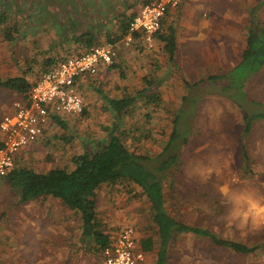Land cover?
<instances>
[{
    "label": "rangeland",
    "instance_id": "rangeland-1",
    "mask_svg": "<svg viewBox=\"0 0 264 264\" xmlns=\"http://www.w3.org/2000/svg\"><path fill=\"white\" fill-rule=\"evenodd\" d=\"M9 1L12 10L6 13V25L0 28V79L11 73L13 61L16 70H23L25 65L19 62L27 59L24 39L26 28V34L36 31L41 21L48 19L50 25L54 22L56 31L65 33L71 29L69 24L67 27L59 24V15L64 16L62 11L57 13L54 9L45 8L38 3L39 0ZM222 1L226 11H248L249 7L258 5L256 11L260 15L256 18L264 26V0ZM50 25L46 27L50 29ZM4 27L15 30L9 32L10 39L4 36L7 29ZM131 46L134 50L144 47L139 41ZM133 80L125 86L129 90L124 94H133L137 90L140 83ZM98 85H90L85 90L86 107L83 114L65 118L66 128L51 125L50 134H47L51 129L49 127L35 148L25 150L18 156L17 164L41 172L55 167L71 169V157L83 151L84 142L102 138L113 121L102 95L117 97L116 92L120 91L121 86L110 84L109 88L107 83ZM206 85L199 84L191 89L197 93L204 88L211 94H217L211 95L204 107V103L195 105L188 102L181 107L179 96L174 94L161 96L158 105L151 102L144 105L141 100L136 102L131 114L123 119V126L129 132L127 145L136 152L150 156L160 153L171 132L172 119L178 113L179 129L184 132L187 130V141L181 142L176 149L178 161L164 179L166 211L177 220L208 228L219 237L246 244L262 243L264 121H257L250 132L244 135L241 122L231 120L233 110L234 114L239 112L228 94L231 89L226 86L225 94L221 95L220 83H210L209 88H205ZM245 86L248 99L264 103V65L247 80ZM0 91L2 100L12 99L15 95L2 86ZM198 106H201L199 110L189 113ZM5 108L1 107V114ZM198 118L202 120L198 121ZM230 124L231 127L226 129ZM242 138L249 157L247 167L242 153ZM118 185L122 186L104 185L97 191L96 214L99 215L100 231L109 234L119 229L118 224L112 225L105 219L114 217L116 212L120 213L118 206L120 202H125L127 210L123 212V219L133 224L140 236L149 234L156 239L149 205L140 189L127 182ZM0 200L7 202L5 211L0 214V264H97L98 251L83 245L80 239L66 245V236L76 239L81 221L78 213L60 201L47 197L32 202V206L31 203L26 206L16 201V194L8 189L3 177H0ZM41 205L44 213L39 215L35 210L42 209ZM27 207H31L32 215L28 214ZM156 250L155 242L153 249L147 251L148 260L145 264L155 260ZM168 256L169 264H264V246L252 253L241 254L214 245L205 237L180 234L172 242Z\"/></svg>",
    "mask_w": 264,
    "mask_h": 264
},
{
    "label": "crops",
    "instance_id": "crops-1",
    "mask_svg": "<svg viewBox=\"0 0 264 264\" xmlns=\"http://www.w3.org/2000/svg\"><path fill=\"white\" fill-rule=\"evenodd\" d=\"M146 1L148 0H39L38 3L40 2V5L45 8L49 7L54 9L58 11L57 13L62 11L64 16L61 17V15H59V24L66 27L67 24H69L71 29L66 30L67 32L65 33H61L60 30L56 31V25L53 26L54 22H51L50 25L48 19L41 21V25L35 29L36 31H30L31 33L28 32V34H26V28L24 39L27 59L19 62L25 66L23 70L19 72V70L15 69L14 61L11 62V73L4 78L22 76L28 83H32L42 71L46 70L51 63L53 64V60L81 53L92 45L117 41L124 38L127 35L126 32L129 21ZM257 8L258 5H253L248 8V11H226L225 4L222 0H181L177 7L170 8L166 12L162 21L161 30L154 38L153 50H147V48L144 49V47L142 48L141 46L137 50H134L131 45L120 47L114 64L104 69L103 79H83L79 82V89L82 91L85 98L87 94L85 90L88 86H92V84L88 85L86 81H95L101 85L107 83V87L109 88L110 84H116L121 86L120 91L116 92L119 97L129 90V88H125V86L130 85L131 81H134L133 79H135L138 84L140 83V85L137 86V90L145 87L146 81H149L153 83V88H155L154 91H156L159 97L174 94L179 96L178 101L181 103V107L185 102L189 104L195 103V105L204 103L202 106L204 107L205 101H208L211 95L217 94H211L210 91H205L204 88L202 92L199 91L197 93L193 90L191 91V89L197 87L199 84H207L205 88H209L210 83H213V85L220 83L221 92L219 93H221V95L225 94V88L228 87L231 89V91L228 92L231 98L232 95H241L243 93L242 95L245 96L247 102H250L251 100L248 99L246 94L245 83L251 76L248 77L244 81L243 86L240 87L238 84L232 85L229 80L224 81V79H221L217 82H212L206 80V78L216 74L222 76L231 71L233 67L241 61L242 53L246 47L247 24L252 17H254L253 19L255 21L258 20L256 17L259 16L260 13L256 11ZM64 17L66 18L65 20ZM27 20H29V17ZM30 24H33V22H30ZM46 25L52 27L49 29ZM44 29H47V31H43ZM170 32L175 44L172 61L169 60L168 51L164 47L166 41L162 39L164 35H168ZM135 42H138L137 37H135L133 43ZM225 65H227V67H225ZM218 71L219 73H217ZM203 73L206 75L204 76ZM200 80L204 81L200 82ZM2 88L9 92H13L15 95L12 99L2 100V98H0V119L4 113L12 110L14 101L23 98L15 90ZM240 90L243 91L241 92ZM17 95H19V97L16 98ZM258 103H260L262 105L261 107L264 109V103ZM161 105H163V102ZM249 105L247 107H249ZM2 106H6V108L1 114ZM235 106L237 105L235 104ZM200 107L201 106H198L196 110H192L189 113L195 112L197 109L199 110ZM252 108L255 109L257 107ZM238 109L239 112H235V114L233 110L231 120L241 122L240 124L242 125L243 131L242 113L239 107ZM178 110H180V108ZM199 118L197 119L198 121L202 120ZM219 119L222 121V118ZM188 121L190 122L189 117ZM257 121H264V119L255 120L252 127ZM52 125L56 124L52 123ZM229 127H231V124L226 127V129H229ZM50 128L47 134H50L53 127ZM244 138H242V140ZM36 144L37 142L27 146L18 156L25 150L35 148ZM241 144L245 146L247 152L245 140H243ZM18 156L17 159L19 158ZM45 198L40 197L19 203H24L26 206H29L28 204L31 203L30 206H32V202ZM4 201L6 200H0V214H3L2 211H5L7 207V202ZM120 203L121 204L118 206L120 213L116 212L114 217L105 219L111 222L112 225L118 224V228L127 223V221L123 219V212L127 210L126 204L125 202ZM35 212L42 215L44 213L43 206L42 209L39 211L35 210ZM32 213L30 207L28 214L32 215ZM47 214L48 212L46 210V215ZM102 216L104 217L105 215L103 214ZM97 220H99V215H97ZM98 229L100 230V228ZM102 232L105 233V231ZM105 234L109 237L113 232ZM147 235H143L142 237L139 235V232H137L136 241L139 247L140 240ZM65 239L66 245L77 242L76 240L80 239L83 245L96 249L98 251L97 264H101L102 248L100 249L99 246L94 243L85 244L82 241L81 225L76 239L68 236H66ZM144 253L145 259L142 264H145L148 260L147 251H144ZM154 262L155 260H153L151 264H154Z\"/></svg>",
    "mask_w": 264,
    "mask_h": 264
},
{
    "label": "trees",
    "instance_id": "trees-1",
    "mask_svg": "<svg viewBox=\"0 0 264 264\" xmlns=\"http://www.w3.org/2000/svg\"><path fill=\"white\" fill-rule=\"evenodd\" d=\"M0 28L6 25L12 4L9 0H0ZM150 1V0H148ZM146 1V2H148ZM145 2V3H146ZM4 36L10 39L9 32L15 31L8 27ZM1 30V29H0ZM128 31V28H127ZM160 32V31H159ZM127 33V32H126ZM159 34V33H158ZM157 34V35H158ZM135 37H139L136 35ZM166 41L165 49L168 51L169 60H173L175 44L171 32L162 37ZM56 60H53L54 63ZM114 64V63H113ZM112 64V65H113ZM52 65V63L50 64ZM49 65V66H50ZM264 65V26L259 21L251 19L247 30L246 47L242 53L241 61L226 74L210 75L206 80L217 82L229 80L232 85L243 86L244 81L257 73ZM204 80H200L203 82ZM88 85L98 87L95 81H86ZM32 83L22 77H7L0 80V86L15 90L22 97H27ZM153 83L146 81V86L136 90L135 93H126L117 97H108L103 94L105 108L111 113L112 123L106 128L105 135L92 142H84V149L71 157V169L52 168L45 172L36 171L26 165L15 166L3 177L10 191L16 194L18 202H25L37 198L52 197L58 199L68 209L79 214L81 221V239L85 244L94 243L101 249L110 241L109 237L98 229L96 214V194L101 186L116 184L121 187L127 182L137 186L146 198L150 220L155 228L157 243L156 259L154 264H169L168 251L174 239L180 234H191L208 238L214 245L228 248L241 254H249L260 247L264 242L246 244L240 241L225 239L214 234L211 230L177 220L168 214L165 208L164 179L168 171L178 161L179 145L187 141V130L179 129V114L172 119L173 126L160 153L147 155L136 152L127 145L129 132L123 126V119L131 114L135 103L141 100L143 104L153 103L158 105L161 97L154 91ZM101 93L100 90H97ZM241 94V93H240ZM243 94V93H242ZM232 95L234 103L241 109L243 133H249L255 120L264 119V109L258 102H247L244 95ZM231 97V96H230ZM252 104V105H249ZM84 107L80 114H83ZM249 105V107H247ZM257 107V108H252ZM70 116L54 115L46 130L55 123L66 128L65 118ZM185 138V140H184ZM244 163L248 166L249 157L242 146ZM153 236L147 235L140 240V247L150 251L154 247Z\"/></svg>",
    "mask_w": 264,
    "mask_h": 264
},
{
    "label": "built area",
    "instance_id": "built-area-1",
    "mask_svg": "<svg viewBox=\"0 0 264 264\" xmlns=\"http://www.w3.org/2000/svg\"><path fill=\"white\" fill-rule=\"evenodd\" d=\"M181 0H150L144 3L128 24L127 35L115 41L96 44L81 53L57 59L32 82L27 97L14 101L12 110L0 119V177L15 166L18 154L27 146L41 141L54 115H78L84 107L79 89L83 79H103L104 69L111 66L122 46L138 41L153 49L154 38L170 8ZM136 228L126 223L101 249V264H142L144 251L136 241Z\"/></svg>",
    "mask_w": 264,
    "mask_h": 264
}]
</instances>
